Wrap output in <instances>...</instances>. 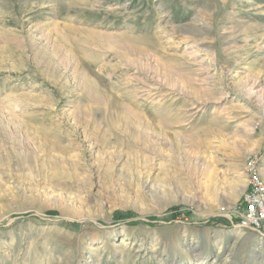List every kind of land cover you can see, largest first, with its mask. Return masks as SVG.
<instances>
[{"label":"rangeland","instance_id":"rangeland-1","mask_svg":"<svg viewBox=\"0 0 264 264\" xmlns=\"http://www.w3.org/2000/svg\"><path fill=\"white\" fill-rule=\"evenodd\" d=\"M262 97L264 0H0V264H264Z\"/></svg>","mask_w":264,"mask_h":264},{"label":"built area","instance_id":"built-area-1","mask_svg":"<svg viewBox=\"0 0 264 264\" xmlns=\"http://www.w3.org/2000/svg\"><path fill=\"white\" fill-rule=\"evenodd\" d=\"M263 158L250 153L245 161L247 188L244 191L242 212L236 211L234 218L239 226L248 227L264 236V178L261 172ZM224 210V209H223ZM227 212V211H226ZM230 218L229 216H227Z\"/></svg>","mask_w":264,"mask_h":264},{"label":"bare ground","instance_id":"bare-ground-1","mask_svg":"<svg viewBox=\"0 0 264 264\" xmlns=\"http://www.w3.org/2000/svg\"><path fill=\"white\" fill-rule=\"evenodd\" d=\"M185 52H186V50H185ZM183 53V52H182ZM190 52H187V53H183V54H181L180 56H187V55H191V54H189ZM183 57V58H184ZM189 57V56H188ZM187 57V58H188ZM194 57V56H193ZM151 58H153V57H151ZM181 58V57H180ZM187 58H186V60H187ZM150 59V58H149ZM154 59H156V57L154 56ZM154 61V60H153ZM158 61H160V60H158ZM154 63V62H153ZM158 68V67H157ZM199 68V67H198ZM204 69V68H203ZM195 70H197V69H195ZM148 73V72H147ZM197 73V72H196ZM153 74H155V73H153ZM161 75H162V73H160ZM169 74V73H168ZM147 75V74H146ZM198 75V74H197ZM206 75H207V73H206ZM194 76V75H193ZM204 76H205V74H204ZM208 76V75H207ZM159 77V76H158ZM181 77V76H180ZM196 77V76H195ZM200 77V76H199ZM194 78V77H193ZM202 78V77H201ZM206 78H208V77H206ZM186 79V78H185ZM144 80V79H143ZM172 80V79H171ZM193 80H196V79H193ZM193 80L191 79V81L193 82ZM200 80V79H199ZM148 81H150V85L148 86L147 85V92H153L152 94H154L157 90H161V89H163V88H165L167 85L166 84H164L163 82H162V79H159V78H157V77H155V75H149V80ZM147 81V82H148ZM182 81V80H181ZM187 81V80H186ZM205 81L206 80H203V82L205 83ZM189 82V81H188ZM195 82V81H194ZM208 82V81H207ZM144 83H146V82H144ZM184 83V82H183ZM186 83V82H185ZM184 83V84H185ZM195 83H197V81L195 82ZM199 83H200V81H199ZM193 84V83H192ZM200 84H202V83H200ZM145 85V84H144ZM166 85V86H165ZM179 85V84H178ZM210 85V84H209ZM254 85V84H253ZM162 86H164L163 88H162ZM184 86H186V84L184 85ZM252 86V85H251ZM251 86H249V88L251 87ZM142 87V86H141ZM178 87V86H177ZM201 87V86H200ZM205 87L208 89V86H206L205 85ZM143 89H144V87H142ZM167 89H168V93H175V92H182V93H184L183 91H180V90H176V86L175 87H173V86H171V87H166ZM204 88V87H203ZM248 88V87H247ZM181 89V88H180ZM207 89H203V91L204 90H207ZM210 89H211V87H210ZM252 89V88H251ZM254 89V88H253ZM196 91V90H195ZM248 91H250L249 93H248V95L249 94H251L252 95V91L249 89ZM143 92V91H142ZM146 92V91H145ZM144 92V93H145ZM146 92V93H147ZM157 93V92H156ZM207 93V92H206ZM254 93V92H253ZM148 94V93H147ZM150 94V93H149ZM151 94V95H152ZM178 94V93H177ZM194 96V95H193ZM220 97H223V96H220ZM196 98H197V96H196ZM195 98V101H194V108H196V109H200L201 108V106L203 105V104H206V101L205 100H200V99H196ZM202 98H203V96H202ZM204 99H205V97H204ZM207 99V98H206ZM193 100V99H192ZM191 100V101H192ZM262 103L264 104V97H262ZM218 101V100H217ZM191 104H192V102H191ZM236 104H238V103H236ZM241 104V103H240ZM263 104H262V106H263ZM239 105V104H238ZM205 106V105H204ZM235 106V105H234ZM240 106H242V105H240ZM236 107V106H235ZM238 107V106H237ZM240 108V107H239ZM193 109V108H192ZM232 109V108H231ZM135 113V112H134ZM251 130V129H250Z\"/></svg>","mask_w":264,"mask_h":264},{"label":"trees","instance_id":"trees-1","mask_svg":"<svg viewBox=\"0 0 264 264\" xmlns=\"http://www.w3.org/2000/svg\"><path fill=\"white\" fill-rule=\"evenodd\" d=\"M156 219H157V217L154 216V217H151L150 221L152 222ZM213 219H218V220H221L222 222H227V223L230 222V220L226 217H217V218H213Z\"/></svg>","mask_w":264,"mask_h":264}]
</instances>
